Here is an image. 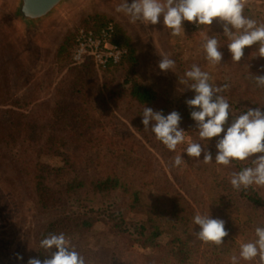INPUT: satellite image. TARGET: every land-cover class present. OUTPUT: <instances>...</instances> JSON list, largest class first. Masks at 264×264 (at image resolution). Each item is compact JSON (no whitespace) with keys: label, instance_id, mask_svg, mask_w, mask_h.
<instances>
[{"label":"trees","instance_id":"1","mask_svg":"<svg viewBox=\"0 0 264 264\" xmlns=\"http://www.w3.org/2000/svg\"><path fill=\"white\" fill-rule=\"evenodd\" d=\"M254 14L257 13L252 8L244 9L245 16L254 19ZM110 24H114L115 28L112 42L128 49L122 61L106 69H99L93 57H88L81 64L75 63L73 54L80 30L100 35ZM200 28L208 27L200 25ZM221 30L222 33L217 34L220 50L227 53L229 41ZM227 56H231L230 52ZM57 63L63 77L56 87L57 93L46 121L41 122L26 114L23 108L28 105L18 98L11 99L9 107L5 105L0 109V140L4 141V145L11 148L24 142L36 148L35 165L38 170L51 169L54 158H64L67 167L59 187L53 188L46 182L35 186L37 206L45 217L34 242L33 257L43 260L50 256L40 247V241L49 233H63L74 250L85 258L86 264H117L118 260H122L119 253L137 254L138 260H132L131 264H230L232 255L239 256L242 244L239 241L255 240V229L264 227V190L255 184L236 190L230 180L233 172L254 166L252 159L260 154L244 161L232 160L227 166L217 164L214 158L218 138L201 140L195 121L190 116L192 109L185 101L174 97L170 89L143 80L137 41L120 21L108 13H89L61 40ZM238 63V70L241 69L242 73L237 70L231 72L224 65L225 73H229L233 84L248 87L244 95L228 102L230 120L248 107H264V88L257 87L253 79L254 75H264L260 71L264 58L254 56L251 46H246L244 57ZM69 89L74 92L71 96L81 92L93 96L109 92L113 102L134 103L140 109L146 105L162 110L165 115L176 110L182 117L180 127L188 133L192 142L207 145L213 160L205 163L203 153L200 159L188 157L182 144H178L175 151H170L159 140L160 156L140 158L133 168L137 172L139 168L151 165L147 173L151 179L147 180V170H142L145 175L140 184L126 190L123 183L125 170L120 169L117 161L111 163L99 159L91 141L88 140L76 159L65 158L64 140L72 135L81 137L86 125L81 114L71 121V114L62 109ZM243 102L251 103L245 111L241 107ZM139 124L144 127L142 118ZM177 155H183L180 166L185 167V174L182 177L178 173L171 176L167 171L161 175L153 172H160L156 168L158 165L163 168L167 165L175 172L173 162ZM163 160L166 162L163 163ZM94 168L100 174L94 183L88 184V176ZM200 189L209 194L207 200L199 201L204 195L199 193ZM197 213L223 219L232 240L224 237L220 245L200 240L196 235L199 226L193 223ZM248 232L251 233L248 235ZM136 247L152 250V253L138 254ZM258 260V257L253 261L241 259L239 264H259Z\"/></svg>","mask_w":264,"mask_h":264},{"label":"rangeland","instance_id":"2","mask_svg":"<svg viewBox=\"0 0 264 264\" xmlns=\"http://www.w3.org/2000/svg\"><path fill=\"white\" fill-rule=\"evenodd\" d=\"M11 1L0 0V109L6 107L5 105L9 107L11 99L18 98L28 105L23 108L26 114L41 122L47 120L52 109L51 102L57 93L56 87L63 77L57 63L58 46L70 29L79 25L89 13L96 11L115 17L136 39L143 80L146 83L168 88L174 97L186 101L194 96V92L189 89L193 81L185 76V72L195 64L202 71L209 73V83L214 86L227 85L221 95L228 102L241 97L248 89L246 85L233 84L229 73H225L224 65L230 68L231 72H243L238 70V62L233 61L231 56L228 58L229 51L223 53V60L219 64H212L205 58L202 48L204 37H219L217 34L222 33L219 21H214L205 29L184 21L180 35L174 36L170 29L164 27L162 17L159 23L149 24L147 29L138 20L135 23L130 22L126 13L116 11L117 6L121 4L118 0H81L65 11L37 41L36 48L31 50L12 24V16L9 15ZM242 3L244 9L252 8L257 13L254 14V20L264 23V0H242ZM193 35L195 38H190ZM257 47L256 44L251 46L254 56H258ZM165 55L173 59L175 64L167 72H162L158 62ZM71 93L74 92L69 89L62 109L71 114V121H75V116L81 114L82 122L85 121L86 125L81 137L72 135L64 140L65 158L76 159L89 140L99 159L111 163L117 161L120 169L125 170L123 183L126 190L139 185L145 175L142 170H147L146 174L149 173L151 165L144 169L139 168L137 172L133 170L134 165L140 158L153 159L160 156L159 140L151 129H145L139 124L144 107L140 109L134 103L131 105L129 102H113L109 92L96 96L87 92L71 96ZM243 103L241 107L245 111L251 103ZM184 136L185 142L182 146L186 147L192 140L186 131ZM36 156V148L27 143H17L10 148L0 140V264H27L28 259L33 257L34 242L45 217L37 206L38 194L35 186L39 182H46L57 188L65 176L67 167L64 158H54L51 169L44 171L36 167ZM165 162L163 160V163ZM156 168L160 172L153 171L155 174L161 175L165 171L171 176L174 173L180 174L179 177L185 174L183 165L174 166L175 172L167 165H164L166 170L160 165ZM99 174L100 171L92 169L88 184L94 183ZM146 178L151 179L148 174ZM261 188L264 190V187ZM202 190L200 189L199 193H203ZM203 194L199 201H205L209 197L208 193ZM197 208L200 209V205H197ZM250 233L248 232V235ZM225 238L232 240L229 236ZM239 243H243V240ZM135 251L138 254L152 253V250L143 247H136ZM118 255L122 260H118L117 264H131L132 260H138L137 254Z\"/></svg>","mask_w":264,"mask_h":264},{"label":"clouds","instance_id":"3","mask_svg":"<svg viewBox=\"0 0 264 264\" xmlns=\"http://www.w3.org/2000/svg\"><path fill=\"white\" fill-rule=\"evenodd\" d=\"M116 11L126 13L132 23L143 20L155 25L162 17L164 27L170 29L174 36L180 35L184 21L197 26H211L214 21H219L229 41L227 48L233 61L240 62L245 47L254 44L258 45L257 55L264 58V23L258 24L244 15L242 0H131V3L123 0ZM220 47L215 36H205L202 48L206 60L219 64L223 60ZM174 64L175 61L165 55L159 60L158 67L160 71L167 72ZM260 71L264 72V65L260 66ZM185 76L193 81L189 89L193 90L194 96L186 99L185 103L192 109L190 116L195 121L199 138L208 141L218 138L215 162L227 166L232 160L244 161L254 154H260L252 159L254 166L231 174L232 187L236 190L247 189L253 184L264 187V107H248L230 120V105L221 95L227 85L214 86L209 83V73L195 64L185 72ZM253 79L257 87L264 88V75H254ZM141 115L144 128L150 127L156 138L170 151H175L178 144L185 142V130L180 127L182 117L178 111L173 110L165 115L162 110L145 105ZM184 153L197 159L203 153L205 163L213 160L207 145L198 142H188ZM182 163L183 155H177L173 166ZM193 223L199 226L196 235L204 242L220 245L224 242L223 238L228 236L225 221L210 214L197 213ZM255 235L254 241L240 245L239 256L232 255L230 264H239L241 259L253 261L257 257L259 264H264V227H257ZM40 247L50 256L43 260L30 257L27 264H86L85 258L74 250L63 233H49L40 241ZM18 258L23 259L22 256Z\"/></svg>","mask_w":264,"mask_h":264},{"label":"water","instance_id":"4","mask_svg":"<svg viewBox=\"0 0 264 264\" xmlns=\"http://www.w3.org/2000/svg\"><path fill=\"white\" fill-rule=\"evenodd\" d=\"M81 0H12L9 15L12 24L24 37L27 46L34 50L37 41L55 24L68 9ZM121 3L123 0H118ZM131 3V0H129ZM147 29L149 24L138 20Z\"/></svg>","mask_w":264,"mask_h":264},{"label":"built area","instance_id":"5","mask_svg":"<svg viewBox=\"0 0 264 264\" xmlns=\"http://www.w3.org/2000/svg\"><path fill=\"white\" fill-rule=\"evenodd\" d=\"M114 30V24L103 29L100 35L81 29L73 54L75 63L81 64L88 57H93L99 69H106L111 64L121 62L128 49L112 42Z\"/></svg>","mask_w":264,"mask_h":264}]
</instances>
